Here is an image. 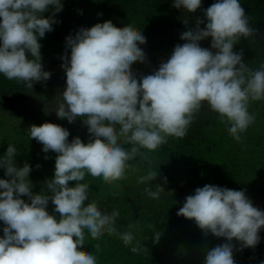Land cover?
I'll return each mask as SVG.
<instances>
[{"label": "clouds", "instance_id": "clouds-1", "mask_svg": "<svg viewBox=\"0 0 264 264\" xmlns=\"http://www.w3.org/2000/svg\"><path fill=\"white\" fill-rule=\"evenodd\" d=\"M202 2L173 0L172 6L194 14ZM62 10L63 0H0V75L29 90L51 78L41 62L39 41L54 30ZM203 14L205 20L198 18L194 28L181 34L184 43L176 45L157 70L139 78L132 65L146 60L139 47L146 43L141 31H118L104 21L66 37V52L60 57L66 86L47 111L70 124L80 117L92 139L85 146L80 137L69 142V130L57 124L30 125L27 137L40 143L43 153L57 154L54 174L43 182L46 190L35 194L29 179L32 167L27 162L18 166L17 148L8 145L0 156L6 177L0 178V264H98L93 253L80 251L86 234L94 240L116 235L132 253L145 252L133 226L117 231L119 211H102L86 179L110 185L124 179L135 168L132 162L147 160L169 137L184 138L205 104L218 114L228 134L241 141L255 122L250 102L264 100V64L250 68L234 46L241 38H253L256 30L240 0H215ZM209 38L210 48L201 47ZM158 175L149 161L138 182H152ZM144 191L154 200L165 192L160 185ZM49 202L59 218L49 213ZM177 216L194 221L205 235L226 241L206 251L204 264H236L234 250L254 249L264 229V210L244 191L217 185L197 188ZM161 235L155 231L152 242L159 243Z\"/></svg>", "mask_w": 264, "mask_h": 264}, {"label": "trees", "instance_id": "trees-1", "mask_svg": "<svg viewBox=\"0 0 264 264\" xmlns=\"http://www.w3.org/2000/svg\"><path fill=\"white\" fill-rule=\"evenodd\" d=\"M172 2L63 0V10L55 17L59 23L54 24V30L39 41L41 62L51 73V78L36 83L29 90L0 75V156L4 155L9 144L16 146L17 165L22 167L27 162L32 167L29 179L34 194L46 190L43 182L52 178L57 154L52 151L43 153L42 145L27 137L25 132L30 125L57 124L69 130V142L80 137L85 146L92 139L80 117L70 124L57 118L54 111H47L57 92L62 94L66 86L60 59L66 52V37L75 35L80 28H90L104 21L110 22L118 31L128 27L141 31L146 43L139 47L146 60L132 65V71L139 78L157 70L170 57L175 46L184 43L180 39L181 34L194 28L198 18L205 20L203 10L215 0H203L201 10L194 14L174 8ZM240 3L256 35L249 39L241 38L234 51H242L244 63L255 70L264 64V0H240ZM49 14L45 13V16ZM210 42V38L201 41V47L210 48ZM67 52L70 55V49ZM249 112L255 116V122L242 134L240 142L228 134L218 114L205 104L194 116L184 138L169 137L166 144L147 154V160L138 158L132 162L135 168L129 169L124 179L110 185L87 178L85 183L101 210L119 211L117 231H128L129 226H133L131 230L136 240L145 246L146 251L132 253L118 236L107 234L98 240L86 234L85 247L80 251L93 253L98 264H204L206 251L226 241L211 234L205 235L194 221L177 216V211L187 196L206 184L244 191L255 206V198L264 188V100L250 102ZM149 161L159 175L154 181L141 184L138 178L147 173ZM165 177L167 183H164ZM0 178H6L3 170H0ZM156 185L165 190L158 200L149 198L144 191L146 187L155 190ZM22 198L27 200V197ZM53 208L49 202V213L59 218L58 213H53ZM0 227H3L2 222ZM155 231L162 235L159 243L154 244L152 236ZM260 236V243L254 249L234 250L236 264H260L264 261L262 231ZM233 244L239 247L236 241Z\"/></svg>", "mask_w": 264, "mask_h": 264}, {"label": "water", "instance_id": "water-1", "mask_svg": "<svg viewBox=\"0 0 264 264\" xmlns=\"http://www.w3.org/2000/svg\"><path fill=\"white\" fill-rule=\"evenodd\" d=\"M254 204L255 207L264 210V188L262 189L260 196L255 198Z\"/></svg>", "mask_w": 264, "mask_h": 264}, {"label": "flooded vegetation", "instance_id": "flooded-vegetation-1", "mask_svg": "<svg viewBox=\"0 0 264 264\" xmlns=\"http://www.w3.org/2000/svg\"><path fill=\"white\" fill-rule=\"evenodd\" d=\"M47 100L49 101V99H47ZM51 102H52V100H51ZM261 231L264 233V229H262Z\"/></svg>", "mask_w": 264, "mask_h": 264}]
</instances>
